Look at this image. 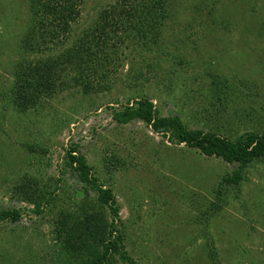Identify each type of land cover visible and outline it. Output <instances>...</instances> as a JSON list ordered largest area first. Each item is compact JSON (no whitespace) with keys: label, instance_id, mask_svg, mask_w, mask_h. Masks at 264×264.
<instances>
[{"label":"rangeland","instance_id":"obj_1","mask_svg":"<svg viewBox=\"0 0 264 264\" xmlns=\"http://www.w3.org/2000/svg\"><path fill=\"white\" fill-rule=\"evenodd\" d=\"M113 1L86 0L71 42L33 47L24 39L33 20L29 0H0V213H22L18 222L0 220V264L92 258L88 229L76 232L82 240L76 251L57 233L59 220L98 210L95 185L69 164L75 147L90 178L115 194V217L108 206L100 208L106 238L111 227L121 238L109 264H264V159L242 168L140 120H116L147 98L157 117L176 116L189 130L234 141L264 134V0H169L153 51L131 47L107 77L92 76L106 89L78 85L28 109L14 100L19 63L77 46ZM67 76L72 86L80 73L71 67ZM237 171L241 180L227 183ZM34 192L53 197L41 214L30 199Z\"/></svg>","mask_w":264,"mask_h":264},{"label":"trees","instance_id":"obj_2","mask_svg":"<svg viewBox=\"0 0 264 264\" xmlns=\"http://www.w3.org/2000/svg\"><path fill=\"white\" fill-rule=\"evenodd\" d=\"M32 24L27 29L25 44L33 47L43 45L57 46L71 42L75 24L83 15L86 0H29ZM169 0H115L107 4L98 14L92 26L79 38L77 46L66 49L41 60L22 61L16 69L17 86L13 91L14 100L23 108L37 106L44 96H52L65 89L85 85L91 90L106 89L100 80L93 77L108 76V68L122 64V59L128 57L131 47L135 50L153 51L163 37L167 19L170 16ZM35 43L32 45L31 43ZM83 64V69L80 67ZM109 64V65H108ZM101 65V66H99ZM74 67L79 78L74 79V85L67 74ZM98 67L107 71L99 74ZM88 74H84V70ZM90 69V70H89ZM111 69V68H110ZM88 78V80H87ZM92 80V81H91ZM94 81V82H93ZM97 81V82H95ZM59 82V83H58ZM120 123L140 120L162 135L170 134L180 144L200 150L207 156H217L229 163H240L241 167L248 163L264 159V134L251 133L238 140H230L216 133L203 130H189L178 117L159 118L154 104L144 98L126 106L116 115ZM32 150L33 148L30 147ZM70 166H74L81 179L95 185L97 192L96 206L98 210L83 212L84 218L59 220L57 233L66 247L77 250L76 240L82 241L76 232L88 229L94 235L92 258L88 264H109L108 257L117 249L120 237H114L116 230L111 227L106 238L107 225L105 215L100 209L108 206L115 217V194L111 189L90 178L91 168L82 155L77 154V147L68 152ZM241 180V172L237 171L233 178H226L227 183L236 184ZM33 185L36 182L32 181ZM29 181L28 186H33ZM44 194H30V199L36 203L35 212L41 214L42 206L52 202L53 197L44 200ZM103 212V213H102ZM22 213L18 209L4 210L0 213L1 221L18 222ZM104 220V221H103ZM114 237V240L112 238ZM79 250V248H78ZM124 258L129 257L123 255ZM130 259V258H129Z\"/></svg>","mask_w":264,"mask_h":264}]
</instances>
